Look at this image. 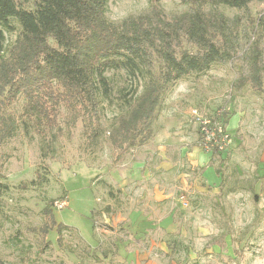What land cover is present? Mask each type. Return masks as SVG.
Listing matches in <instances>:
<instances>
[{
  "label": "rangeland",
  "instance_id": "374dc122",
  "mask_svg": "<svg viewBox=\"0 0 264 264\" xmlns=\"http://www.w3.org/2000/svg\"><path fill=\"white\" fill-rule=\"evenodd\" d=\"M16 2L30 10L35 0ZM158 7L168 21L191 10L180 0H162ZM204 11L224 16L219 45L228 55L165 91L147 144L124 153L111 146L110 132L126 114L117 108L116 91L125 87L130 100L142 85L109 72L114 104L106 100L98 109L99 145L87 147L83 118L66 126L64 109L60 123L66 134L53 152L21 122L16 135L0 145V182L7 186L0 262L264 264V86H236L251 75L257 54L264 79V0H252L242 10L207 6ZM152 12L147 0H109L107 17L118 25ZM11 23L14 32L0 27L5 51L20 33L17 21ZM182 43L196 52L187 38ZM23 104L20 98L6 112L18 119ZM225 113L231 119L224 124L223 148L202 164L200 157L192 158L197 149L200 155L213 152L203 146L198 120L223 125ZM48 211L56 225L43 236L39 229L52 225ZM60 224L67 226L62 234Z\"/></svg>",
  "mask_w": 264,
  "mask_h": 264
},
{
  "label": "trees",
  "instance_id": "16d2710c",
  "mask_svg": "<svg viewBox=\"0 0 264 264\" xmlns=\"http://www.w3.org/2000/svg\"><path fill=\"white\" fill-rule=\"evenodd\" d=\"M147 1L152 14L130 17L117 25L107 17L109 0H35L30 10L19 8L16 0H0V27L14 32L13 20L20 26L7 51L0 31V145L16 135L21 122L26 133L35 130L53 152V145L66 134L60 123L62 109L67 111L66 126L83 118L88 148L99 145L98 109L106 100L114 104L109 72L122 73L142 85L141 93L137 95L136 90L130 100L125 87L116 91L117 108L125 109L126 114L118 117L110 132L111 146L124 153L147 144L153 138L165 91L189 75L205 73L228 55L219 45V37L225 35L224 16L204 8L242 10L252 0H180L191 10L171 21L158 7L162 0ZM183 37L196 46L195 53L184 48ZM262 69L257 54L251 75L240 77L236 86L261 90ZM20 98L24 104L16 119L6 110ZM221 119L224 126L231 114L225 113ZM218 153L215 149L212 156ZM6 190L0 182V210ZM48 215L52 225L39 229L43 236L56 225L53 213L48 211ZM65 229L66 225H57L58 234Z\"/></svg>",
  "mask_w": 264,
  "mask_h": 264
},
{
  "label": "built area",
  "instance_id": "2783aa9c",
  "mask_svg": "<svg viewBox=\"0 0 264 264\" xmlns=\"http://www.w3.org/2000/svg\"><path fill=\"white\" fill-rule=\"evenodd\" d=\"M197 114V112H195ZM198 119V118H197ZM201 126V134L203 138V146L205 145L206 150L208 152H213L215 149L220 150L222 149V144L224 143L225 139L227 138L226 128L225 126L221 125L220 123L216 125L217 121L210 120V119H202L198 120ZM67 203H57L56 207L61 209L66 208Z\"/></svg>",
  "mask_w": 264,
  "mask_h": 264
},
{
  "label": "crops",
  "instance_id": "0c3cea01",
  "mask_svg": "<svg viewBox=\"0 0 264 264\" xmlns=\"http://www.w3.org/2000/svg\"><path fill=\"white\" fill-rule=\"evenodd\" d=\"M198 150V152H196V153H194V155L192 156V158H198V157H200V162L203 164V163H206V162H208V161H210L211 160V158L213 157L212 155H210V153H208V154H205V153H202L201 155H200V153H201V151H200V149L198 148L197 149ZM199 151H200V153H199ZM212 156V157H211Z\"/></svg>",
  "mask_w": 264,
  "mask_h": 264
}]
</instances>
